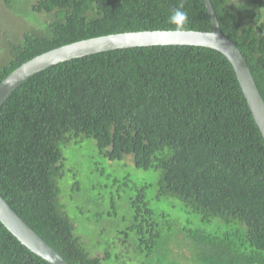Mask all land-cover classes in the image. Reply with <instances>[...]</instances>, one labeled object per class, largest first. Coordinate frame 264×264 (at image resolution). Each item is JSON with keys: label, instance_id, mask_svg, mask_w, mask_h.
Listing matches in <instances>:
<instances>
[{"label": "trees", "instance_id": "obj_1", "mask_svg": "<svg viewBox=\"0 0 264 264\" xmlns=\"http://www.w3.org/2000/svg\"><path fill=\"white\" fill-rule=\"evenodd\" d=\"M211 1L264 97V0ZM19 3L22 27L0 30V83L72 42L175 30L181 4L185 30H212L204 0L4 2ZM84 141L158 180L96 168L102 180L64 192V148ZM0 194L71 264H264V137L231 62L211 47L106 50L29 76L0 108ZM0 264L51 263L0 220Z\"/></svg>", "mask_w": 264, "mask_h": 264}, {"label": "water", "instance_id": "obj_2", "mask_svg": "<svg viewBox=\"0 0 264 264\" xmlns=\"http://www.w3.org/2000/svg\"><path fill=\"white\" fill-rule=\"evenodd\" d=\"M212 30H145L102 35L72 42L24 62L0 83V108L29 76L53 64L100 51L152 45H200L214 48L231 62L254 119L264 137V97L239 47L222 32L211 0H204ZM0 220L32 252L51 264H71L38 234L0 194Z\"/></svg>", "mask_w": 264, "mask_h": 264}, {"label": "rangeland", "instance_id": "obj_3", "mask_svg": "<svg viewBox=\"0 0 264 264\" xmlns=\"http://www.w3.org/2000/svg\"><path fill=\"white\" fill-rule=\"evenodd\" d=\"M4 2L5 0H0V30L22 27L20 18L26 13L27 4L19 3L13 7H6ZM4 36L0 33V48H3ZM64 156L66 157L68 176L64 180L63 190L67 193L71 191L69 186L73 182H79L83 190L91 184H96L99 180H102L104 177L96 173V168L102 171L106 170L107 173H112L114 176L122 177L128 175L135 181H145L151 184H155L159 176L156 170L145 171L137 169L134 164L127 163L125 159L111 164L109 160L99 154L96 146L90 141H84L79 146H67L64 148ZM70 168L72 170H69ZM92 169H94L93 172ZM81 198L80 194L76 196V199Z\"/></svg>", "mask_w": 264, "mask_h": 264}, {"label": "clouds", "instance_id": "obj_4", "mask_svg": "<svg viewBox=\"0 0 264 264\" xmlns=\"http://www.w3.org/2000/svg\"><path fill=\"white\" fill-rule=\"evenodd\" d=\"M183 7L181 4L178 8L173 9L168 18V23L174 25L176 31L185 30V26L188 24V13L182 10Z\"/></svg>", "mask_w": 264, "mask_h": 264}]
</instances>
